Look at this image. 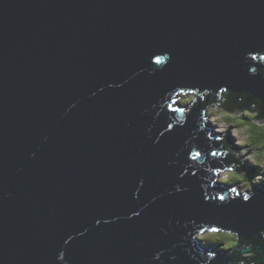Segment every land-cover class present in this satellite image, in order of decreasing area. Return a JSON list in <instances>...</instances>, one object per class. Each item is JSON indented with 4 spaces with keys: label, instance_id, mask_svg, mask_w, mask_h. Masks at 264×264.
I'll return each mask as SVG.
<instances>
[{
    "label": "water",
    "instance_id": "obj_1",
    "mask_svg": "<svg viewBox=\"0 0 264 264\" xmlns=\"http://www.w3.org/2000/svg\"><path fill=\"white\" fill-rule=\"evenodd\" d=\"M222 91L264 124V0H0V264H264V196L218 181Z\"/></svg>",
    "mask_w": 264,
    "mask_h": 264
},
{
    "label": "rangeland",
    "instance_id": "obj_2",
    "mask_svg": "<svg viewBox=\"0 0 264 264\" xmlns=\"http://www.w3.org/2000/svg\"><path fill=\"white\" fill-rule=\"evenodd\" d=\"M205 95H207L205 93ZM196 97V94H190L187 97H184L183 99H178L180 100L179 103L183 104L186 103L188 106L191 105V103L194 102ZM177 98V96L175 97ZM188 101V102H187ZM223 112H226L218 107H207L204 110V114H205V118L207 119V122L212 124L215 127V133H221L222 137L224 135H229L231 137V139L234 140L235 145L238 148H250V149H255L251 147L252 144V137L255 136V132L256 133H261L264 130V124H258L254 121H252L257 114H255V112L253 113H240L238 115L235 116V118L233 116H228L227 118L224 117ZM253 129L255 130V132L253 131ZM257 135V134H256ZM261 142H264V139H261ZM264 143L259 144L256 147L255 152L249 154L248 156H246L244 158V165H245V171L240 175V176H244L245 174H247L246 172V168L247 167H252L253 163L255 162V160H259L261 154L263 150H261L263 148ZM262 151V152H261ZM261 154V155H260ZM262 175L261 178H263L262 180H264V171H262ZM229 174H231L230 172H225L219 175V182H224V181H228L231 184H237V182L234 181H229L230 180V176ZM263 176V177H262ZM249 180L248 182H250L252 180V174H248ZM258 177V176H257ZM245 179V177H242L243 180ZM258 178H256L254 180V182H258L257 181ZM240 185L242 186V193H246L247 190H249V194L253 195L254 191L256 190L255 187H249L248 183H240ZM236 186V185H234ZM247 189V190H246ZM260 192L264 191V184L261 185L260 187ZM263 193V192H261ZM208 234L204 235L203 238H206ZM236 237L232 235V238H230V240L228 241H234L235 243V239ZM248 255H250L249 253H245L243 256L247 257Z\"/></svg>",
    "mask_w": 264,
    "mask_h": 264
},
{
    "label": "trees",
    "instance_id": "obj_3",
    "mask_svg": "<svg viewBox=\"0 0 264 264\" xmlns=\"http://www.w3.org/2000/svg\"><path fill=\"white\" fill-rule=\"evenodd\" d=\"M183 104H185V103H183ZM228 105H230V106L231 105H236V103H232V101H231L230 104L225 103V102L221 103V107H228ZM212 106L213 107L216 106L214 101H213ZM242 106H243V108H241L239 110L235 109L234 112H229V111L223 112L224 117L227 118L228 116H233L235 118V116H236L235 113H238V112L239 113H251L252 111H255V114H259L260 113L259 110H255V107L252 106V104L250 102H248V103H244L243 102ZM256 108H257V106H256ZM263 122H264V120H263ZM253 131L255 132L254 129H253ZM254 135L255 136L252 137L251 147L256 149V147L259 144L264 143V142H261L262 141L261 139H264V130L261 133H256L255 132ZM263 149H264V146H263V148L261 150H263ZM261 154H264V151ZM261 157L262 158H260V161L254 159L255 162L253 163V166L252 167H247L248 171H247V174H245L244 176H240V174L237 172V170L230 171L231 174H229V176H230V180L229 181L237 182V184H239L240 182L248 183L249 187H254L255 185H257L258 187H261V185L264 184V180H262L263 178H261V175L263 174L262 171H264V155H261ZM249 172H250V174H252V180L250 182H248L249 177H247ZM242 177H245V179L240 180V179H242ZM256 178H258L257 181H260V182H258V183L257 182H253ZM224 182L230 184L228 181H224ZM253 183H256V184L254 185ZM247 191H249V190H247ZM232 235H233L232 233L230 234V233H225V232H223L222 234L215 233V234H208L206 236V238L201 237V239H202L203 244H204V246L206 248H211V249L214 248L215 249V248L220 247L222 250L225 249V250L232 251L234 249L236 250V247H237V244H238V241H237L236 238H235L236 239L235 243L232 240L228 241V240H230V238H232ZM256 259L260 260L261 257L258 256V255L257 256L253 255V256L249 257L247 260L251 264H257V262H254V261H256ZM248 262L244 261V263H246V264H248Z\"/></svg>",
    "mask_w": 264,
    "mask_h": 264
},
{
    "label": "snow or ice",
    "instance_id": "obj_4",
    "mask_svg": "<svg viewBox=\"0 0 264 264\" xmlns=\"http://www.w3.org/2000/svg\"><path fill=\"white\" fill-rule=\"evenodd\" d=\"M195 155H196V156H199V153H196ZM214 155H215V154H214ZM221 199H223V197H221ZM244 199L247 200L248 197L245 196ZM212 231H213V232H216V231H218V230H217V229H213Z\"/></svg>",
    "mask_w": 264,
    "mask_h": 264
},
{
    "label": "clouds",
    "instance_id": "obj_5",
    "mask_svg": "<svg viewBox=\"0 0 264 264\" xmlns=\"http://www.w3.org/2000/svg\"><path fill=\"white\" fill-rule=\"evenodd\" d=\"M194 95V94H193ZM210 107H212V106H210ZM207 234H209V233H207ZM218 234H220V233H218ZM222 234V233H221ZM231 234V233H230ZM233 236H235V235H233ZM236 237V236H235ZM200 239H201V237H200ZM237 239V238H236ZM250 255H254L253 253H249Z\"/></svg>",
    "mask_w": 264,
    "mask_h": 264
},
{
    "label": "bare ground",
    "instance_id": "obj_6",
    "mask_svg": "<svg viewBox=\"0 0 264 264\" xmlns=\"http://www.w3.org/2000/svg\"><path fill=\"white\" fill-rule=\"evenodd\" d=\"M206 96V95H205Z\"/></svg>",
    "mask_w": 264,
    "mask_h": 264
}]
</instances>
